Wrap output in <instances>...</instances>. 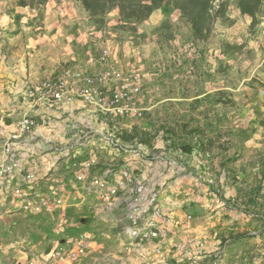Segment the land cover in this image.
Listing matches in <instances>:
<instances>
[{"label": "crops", "instance_id": "obj_1", "mask_svg": "<svg viewBox=\"0 0 264 264\" xmlns=\"http://www.w3.org/2000/svg\"><path fill=\"white\" fill-rule=\"evenodd\" d=\"M17 1L0 0V33L4 36L0 45V125L3 127L0 141L6 137L17 136L14 146L23 165V169L12 179L0 185V207L15 212L12 215L16 216L11 219L17 218L18 214L23 217H39L20 211L14 206L15 201L11 196L12 187L27 183L28 173H34L37 177L33 183L35 191L46 194L49 187L70 186L74 180L68 162L61 161L62 151L66 148H71L72 153L78 155L81 160L96 156L102 165L120 163V158L126 162L131 156L118 153L108 144L106 138L116 137L122 140V131L131 130L136 126L139 131H145L149 135V142L146 143L137 138V146L158 154L162 160L152 157L144 159L139 155L134 167L148 183L162 189L163 202L170 200L171 203L181 204L183 207H189L195 202L194 205L203 209L202 212L208 205L218 209L209 217L193 218L184 225L179 224V219L184 215L182 207L176 209L177 214L171 216L176 222L166 229L162 237L163 249L184 240L185 237L193 236L204 238L207 241V249L213 252L222 233L228 232L227 235L234 238L231 239L232 245L226 251L221 264H246L249 255L251 259L247 264H264V233L261 229L264 224V164L260 161L255 167H246V170L242 171L238 166V169H234L233 176L236 173L249 176L234 183V180L226 182V179L230 178L223 176L225 171L221 170L222 161H217L214 168L220 178L217 177L215 185L206 186L202 174H207V170L213 168L214 164L209 165L210 155L204 147L211 139H204L199 129L190 128L193 125L203 126V121L206 124L213 123L214 115L219 116L221 95H224L223 99L227 102L225 95L230 99L232 93L235 95L242 91L244 104L263 114V119L260 117L259 121L251 122L256 123L260 131V135H253L251 138L256 136L260 141L264 139L262 39L260 43L252 40L249 42L259 57V63L255 68L250 67L249 72L242 77L243 83L247 81L246 85L236 87L234 83H228L227 86L220 87L221 45L217 39L200 41L191 38L189 41H179L186 53L177 55L172 50L179 44L178 40L166 43L157 37L158 32L153 33L154 28L164 21L170 5L165 4L140 24L138 35L141 37H135L132 32L116 33L106 28L98 29L91 24L86 27L77 24L69 18L74 0H49L40 9L21 7ZM237 12L242 14L239 9ZM242 16L245 23L251 24V17L244 14ZM257 19V26L261 30L259 34L264 38V1ZM40 28L43 32H37ZM118 35H122L124 40H118ZM258 38L260 39V36ZM236 44L241 43L237 40ZM167 45L170 50L166 48ZM187 46L190 47L188 51ZM104 49H109V62L113 66L120 70L133 68L141 75L144 88L140 105L145 109L144 117L115 118L92 110L91 106L80 99L72 103L50 106L27 96L31 85H36L45 78L59 77L65 68L79 67L93 74L103 71L105 64L101 61V55ZM203 49H209V58H204ZM231 53L232 50L227 52L226 56ZM242 56L245 54H241L239 58ZM179 58L182 59L180 63L171 64V59ZM107 85L111 87L113 81L108 80ZM192 109H211V117L208 114L207 118L201 117L204 119L197 123L194 115L193 119L191 115L186 117V113ZM24 112H31L39 122L36 130L27 135H21L17 126V120ZM249 120L252 121L251 118ZM117 124H120V128L116 127ZM113 127L116 129L113 130ZM178 127H189L192 131H182V138L177 139L173 134L177 132ZM183 144L191 145L192 152L184 153L181 150ZM211 154L218 157V151L214 150ZM103 158L113 163L104 162ZM188 172L194 173L195 177L188 176ZM178 174L184 177L179 181H168ZM210 187L215 192H211ZM207 195L210 197L207 198ZM231 202L236 204L234 209H229ZM186 209L185 211L189 212L188 208ZM103 212L101 217L107 218L108 222L113 221L111 226L116 228V219ZM221 212L228 217H222ZM46 215L49 214L41 216ZM221 220L224 222L220 223ZM113 231L115 237L116 231ZM250 235L253 236L249 238ZM62 237L66 240L70 235L63 234ZM91 239L92 237L89 239L87 254L72 264H108V257L118 261L125 258L121 243L116 238H113L115 244L112 246L99 245ZM56 242L61 241H53L50 248H53ZM254 244L256 245L253 246ZM31 248V252L37 254V264H42L41 259L51 251H41L34 246ZM154 248L155 244L151 243L143 253L129 257L130 263H160L161 259ZM96 250L100 252L99 257L95 256ZM28 254L25 251H11L8 255L0 245V264H9L11 258L16 260V264H28ZM171 258L177 264H205V261L195 263L181 259L174 253Z\"/></svg>", "mask_w": 264, "mask_h": 264}, {"label": "built area", "instance_id": "obj_2", "mask_svg": "<svg viewBox=\"0 0 264 264\" xmlns=\"http://www.w3.org/2000/svg\"><path fill=\"white\" fill-rule=\"evenodd\" d=\"M218 7V2L214 3ZM4 39L0 33V45ZM110 51L104 49L101 61L105 69L98 73H87L79 67L65 68L62 74L56 78H45L36 85H31L27 90V96L47 105L58 103H72L80 99L92 110L115 118L126 116L144 117L145 109L140 105V97L143 93V81L138 71L133 68L120 70L109 62ZM112 80L109 87L107 81ZM17 126L21 135L33 133L39 126L37 117L31 112H24L17 120ZM3 136V127L0 125V137ZM17 136L3 138L0 141V185L6 180L12 179L16 173L23 169L21 157L15 150ZM108 144L118 153L123 155L139 154L142 158L162 160V158L147 149L137 146L136 143H126L111 137L106 138ZM61 161H67L73 172L74 180L70 185L73 191L86 189L96 194L99 207L104 213L116 217V226L120 227L118 239L124 259L115 260L108 257V264H134L129 257L143 253L151 243L155 244L154 251L161 262H149L145 264H177L172 261L171 255L177 254L181 259L205 264H221L226 254V246L230 239L221 240L213 252L207 249V241L204 238L193 236L163 249V234L166 229L176 221L169 213L163 210V191L148 183L143 176L128 163L104 164L96 156L81 160L78 155L72 153L71 148L63 151ZM27 183L12 187L11 196L14 206L20 211L31 215L52 214L58 209L65 208L63 195L40 194L33 186L37 177L34 173H28ZM212 183V181H211ZM235 203L229 205L234 209ZM1 215V207H0ZM193 219L191 213H184L179 219V224L184 225ZM89 249V239L85 234L69 237L64 242L58 243L44 258L42 264H72L84 257ZM28 264H37L36 258Z\"/></svg>", "mask_w": 264, "mask_h": 264}, {"label": "rangeland", "instance_id": "obj_3", "mask_svg": "<svg viewBox=\"0 0 264 264\" xmlns=\"http://www.w3.org/2000/svg\"><path fill=\"white\" fill-rule=\"evenodd\" d=\"M74 3L75 4L71 9L72 14L71 16H69V18L75 20L77 24L79 23L83 25V27L89 26V24H91L96 26V28L98 29L106 28L116 33H127V31L118 30L116 28L117 24L119 23V14L117 10H113L108 13L105 17V24L102 27H99L93 20H91V18L89 17V13L87 11L86 12L88 14L85 12V9L78 1L74 0ZM166 5H170L168 6L170 8H168L167 10L164 21L168 20L170 22V28L159 30L161 26L159 25L158 27L154 28L153 33L156 34L158 32L157 37L163 39L166 43H170V41L172 40H178L179 42L182 40L189 41L191 38L194 39L191 26L181 17L180 12L174 10L170 3H167ZM238 9V0H228L226 15L224 18H219L215 21L210 37V39H217L221 45L219 60L221 63L220 87L227 86L228 83H230V85L234 83L236 87L241 85V87H243L244 85H246L245 83H247V81L243 83L242 77L245 76V73L249 72L250 67L253 66V68H255L259 63V57L256 56L255 49L250 46L249 42L250 40H252L255 42L258 41L260 43V40L262 39L261 42L264 43V38L261 36V34H259L261 32V30L258 28L259 25L257 24L258 26L256 25L254 28H251L250 24L245 23L242 14H238ZM53 20L56 19L53 18ZM37 32H43V29L40 28L37 30ZM258 36H260V39L258 38ZM117 39L122 41L124 40V37L122 35H118ZM237 40H239V42L241 43L240 45L236 44ZM168 45L166 46V48L170 50V47ZM189 48L187 49V51L189 50ZM184 50L186 51V49H184V47L181 45V42H179V44L176 45L172 51L177 55H184L186 53ZM230 50H232V53L229 56H226L227 52H229ZM202 54L204 58H209V49L207 51L206 49H203ZM241 54H245V56L239 58ZM181 60L182 59L180 58L177 60L171 59L170 62L172 65H174L180 63ZM223 96L224 95H221L220 99L221 107L219 110V116L217 117L216 115H214L213 123L208 122V124H206V122L203 121V126H190V128L195 127V129H199L204 139H211V141L208 142L207 146L204 147V150H206L210 155L208 158L209 165L211 166L212 164H214L213 168L207 170V174H202V176L205 177L204 184L206 186L207 184L215 185L218 178H220V175H216V171L214 168L217 161H222V163L220 162L221 170L223 169V171H225V174L223 176L225 178H230L229 180L226 179V182L234 180V183L244 180V177L249 176L247 174L242 175L240 173H236V175L233 176V174L235 173L234 169H238V166L242 171L246 170V167H255L260 161L264 164V139L260 141V138H257L256 136L254 138H251L253 135H260V131H258L259 126L256 125V123L252 124L251 122L259 121V118L262 117L263 114H261L258 110L251 109L250 106L244 104V93L242 91L235 95L234 93H232L230 95V99L227 95H225V98L228 99L227 102H225ZM211 112V109L197 111L192 109L189 113H186V117L188 118V115H191L190 117L192 119L193 117H195L194 120L198 123V121H202L204 118H207L208 114L210 116ZM192 115L194 116L192 117ZM130 117L135 116H126L122 118L126 119ZM250 118L252 119V121L249 120ZM116 127L120 128V124H117ZM187 128L182 129V127H178L177 132L173 134V136L177 139L182 138V131L183 133H189L192 131L189 127ZM114 129L116 128L113 127V130ZM262 134H264V127L262 129ZM214 150L218 151V157H213V155L211 154V152ZM138 157L140 156L137 153L131 154L130 160L132 161L131 165L133 167L134 165H136L135 161L138 159ZM122 159L123 158H120V163L125 162ZM102 161L113 163L104 158ZM187 175L190 177H195L194 173L188 172ZM182 177L184 176L178 174L168 181H179L180 178L182 179ZM209 180H212V183L209 182ZM210 191L215 192L212 187H210ZM54 192L64 196L66 206L64 209H58L54 213L46 216L39 215V217H23L18 214L17 218L14 217L13 219H11L13 216H16L12 215L15 212H11L7 208H1L0 245L1 249L5 250L8 255L11 251H25L29 253L28 255L30 261L31 259L37 257V254L35 252H31V249H33L31 247H38L41 249V251L45 252L49 251L50 249L53 250L58 244L56 242L53 248H50L53 245V241H65L62 237L63 234L70 235L71 237L85 234L88 239L92 237L91 240H93V242H97L99 245L107 244L109 246H112L113 244H115V240H113V238H116V240L120 241L117 236L120 227H117L116 224V228L112 227L111 225H113V221L108 222L107 218L104 219L103 217H101L100 214L103 212V208L99 207V200L96 194H94L93 192H89L86 189L73 191L70 186L66 185H63L62 187H49V189L47 190V193L50 195ZM163 196L164 193L162 195V198ZM208 197L210 196L207 195V198ZM194 203L195 202H193V204L189 207H183L181 204L171 203L170 200H167V202L163 203V210L169 213L170 216H175L177 214L176 209L182 207L181 209L183 210V214L191 213L193 215V218L199 219L203 216L209 217L216 211H218L215 206L208 205L207 209L202 212L203 209L201 210L200 207L195 206ZM233 203L235 202H231V204ZM186 208H188L189 212L185 211L187 210ZM172 209L175 211H173ZM220 214L222 215V217L224 216V218L228 217L222 212ZM113 217L116 219V217H120V214L117 213ZM222 222L224 221L221 220L220 223ZM114 229L116 231L115 237L112 233ZM261 229H263L264 233V224H262ZM227 234L228 232H223L220 239V241H225L227 238L230 239V243L226 246V251H228V248L230 247V245H232L231 239L234 238V236H230ZM252 236L253 235H250L248 237L251 238ZM262 243H264L263 240ZM255 245L256 244H254L253 246ZM96 252L97 253H95V256L99 257L100 252L98 250H96ZM259 255V257L262 258V255ZM250 259L251 258L249 255L247 263L250 262ZM10 260L11 261H9V264H16L15 259L11 258ZM225 260H227V256Z\"/></svg>", "mask_w": 264, "mask_h": 264}, {"label": "trees", "instance_id": "obj_4", "mask_svg": "<svg viewBox=\"0 0 264 264\" xmlns=\"http://www.w3.org/2000/svg\"><path fill=\"white\" fill-rule=\"evenodd\" d=\"M49 0H18L21 7H30L38 9L45 6ZM89 13L99 27L105 24V17L113 10L119 14L118 30L135 33L138 35V26L147 21L151 15L162 6L170 3L174 10L181 13V17L191 26L193 37L196 40L207 41L210 39L214 23L219 18L226 15L228 0H76ZM264 0H238V8L244 15L251 17V28L258 24L257 15L261 10ZM218 2V7L214 3ZM170 28V22H162L159 30ZM175 133V130L172 129ZM121 138L126 143H136L138 138L140 142H149L148 133L139 131L136 126L131 130L124 129ZM181 150L184 153H191L192 147L189 144H183ZM128 154L127 157H130ZM132 163V161H126ZM134 168V167H133ZM137 170V168H136Z\"/></svg>", "mask_w": 264, "mask_h": 264}]
</instances>
